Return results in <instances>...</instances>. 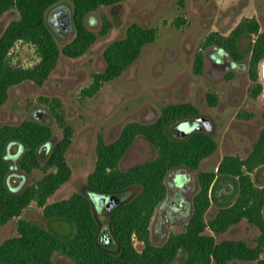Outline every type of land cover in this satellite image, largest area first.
I'll return each instance as SVG.
<instances>
[{
	"label": "trees",
	"instance_id": "16d2710c",
	"mask_svg": "<svg viewBox=\"0 0 264 264\" xmlns=\"http://www.w3.org/2000/svg\"><path fill=\"white\" fill-rule=\"evenodd\" d=\"M67 1L71 6L74 36L60 46L46 21V12L54 4ZM125 0H0V18L10 10H16L18 17L12 19L0 34V106L9 96L10 88L32 81L42 85L55 68L60 54L77 57L87 52L97 39L111 27L107 20L95 32L88 28L85 19L88 13L100 6H108ZM184 19L177 17L171 24L179 27ZM156 27H143L131 23L124 37L111 41L103 52L105 67L93 73L92 81L80 91L82 98L96 94L101 86L119 76L140 55L143 47L155 40ZM252 36L253 42L248 58V74L255 82L253 95L262 92L259 79V63L264 58V29L260 30L254 18H243L228 34H209L204 46L216 44L229 52L235 59L243 57L240 42L243 37ZM17 41L34 45L38 61L29 67L11 62L10 50ZM202 68V52L196 54L194 69ZM210 105H216L218 97L208 92ZM49 103L61 135L55 137L48 123L36 119H25L19 124L0 126V225L17 220V235L0 243V264H55L53 254L62 253L74 264H173L179 251L185 252L182 264H229L232 260L243 264H264V184H256L252 173L264 166V111L263 124L258 138L246 157L227 154L222 157L216 169L197 172L198 189L192 198V213L179 232H170L162 244L151 239L150 223L159 202L167 192L165 175L177 166L197 169L201 160L217 149V142L204 131L188 136L174 137L168 126L184 118L199 116L198 108L190 102L165 105L152 122L132 121L125 124L112 141L99 136L96 143L94 169L88 174L87 186L93 192H114L120 194L131 186L139 190L109 214L113 237L117 240L115 250H110L100 238V224L95 216L89 196L74 192L68 198L53 202L47 199L71 177V167L66 151L72 141V127L66 122L58 98H44ZM250 114H246L249 116ZM137 136L146 137L155 148L154 157L122 169L119 163ZM12 142L22 143L17 166L25 174L34 170L42 176L12 190L7 184L10 161L7 147ZM48 149L41 155L43 146ZM222 178L234 179L236 197L233 201L219 205L215 215L206 218L216 181ZM36 202L43 209L46 219L67 220L73 225V233L59 236L54 231L34 221L20 217L22 211ZM245 219L259 229L256 243L250 246L246 241L223 239L216 241V235ZM135 241L142 244L139 250ZM111 243V242H110Z\"/></svg>",
	"mask_w": 264,
	"mask_h": 264
},
{
	"label": "rangeland",
	"instance_id": "374dc122",
	"mask_svg": "<svg viewBox=\"0 0 264 264\" xmlns=\"http://www.w3.org/2000/svg\"><path fill=\"white\" fill-rule=\"evenodd\" d=\"M17 17L16 10L6 12L0 18V33ZM177 17L184 19L179 27L171 24ZM251 17L258 21L260 30H263L264 0H125L114 8L100 6L88 13V28L98 32L108 20L111 27L107 33L80 56L60 54L55 68L42 85L25 81L11 87L8 99L0 106V126L19 124L28 118L36 119L48 123L57 138L61 135V128L44 98H58L61 102L64 118L73 131L71 144L66 151L71 177L47 202L68 198L74 192L91 195L87 177L95 166L99 136L112 141L125 124L132 121L152 122L165 105L190 102L198 108L199 116L211 121L210 133L217 142V149L203 158L197 169L176 167L170 172L167 177L170 195L160 208L156 207L150 223L151 239L155 244H162L170 232L181 231L189 218L187 212L190 200L198 189L197 172L216 169L227 154L246 157L262 128V92L258 95L251 93L255 82L248 74L253 37L241 39V59H235L216 44L203 45L209 34L217 32L228 35L243 18ZM131 23L156 27L155 40L147 43L139 57L119 76L105 82L93 96L82 98L81 89L91 83L94 72L102 71L105 67L104 49L111 41L124 37ZM49 24L53 26L51 21ZM74 33L57 30L55 38L62 46L73 38ZM199 51L202 52V68L196 72L195 58ZM10 59L13 64L29 67L39 57L33 44L17 41L10 50ZM208 92L217 95L216 105H210ZM178 122H172L167 129L174 137H182L177 128ZM24 149V144L18 142H12L7 147L11 169L7 184L15 191L42 176V171L38 169L25 174L17 167ZM45 152L42 150L41 155ZM154 155L155 148L150 141L144 136H137L119 166L127 169ZM252 177L256 184H264V166L256 169ZM183 187V202H178L175 195ZM138 190V186L129 187L122 192L121 201L128 200ZM236 193L234 179H218L205 217H213L219 205L233 201ZM174 205L177 211L171 210ZM95 216L100 224V238L102 234L106 239L110 238L108 248L115 250L117 240L113 237L109 216L100 213H95ZM20 217L30 219L62 237L71 235L74 230L72 223L67 220L46 219L42 207L34 201L22 211ZM18 218L13 217L0 225V243L17 235ZM258 234L257 226L242 219L215 237L218 242L223 239H241L254 246ZM135 246L139 250L142 248L138 241H135ZM185 255L184 251H179L173 264H182ZM261 256L264 257V251ZM53 261L55 264H74L71 258L59 252L53 254ZM243 263L235 259L229 264Z\"/></svg>",
	"mask_w": 264,
	"mask_h": 264
},
{
	"label": "water",
	"instance_id": "95a60500",
	"mask_svg": "<svg viewBox=\"0 0 264 264\" xmlns=\"http://www.w3.org/2000/svg\"><path fill=\"white\" fill-rule=\"evenodd\" d=\"M63 29H66L64 27ZM259 78L263 87L262 91V99L264 100V58L260 61L259 66ZM177 128L179 130V134L184 137L188 136L196 131H204L210 133L212 130L211 121L203 116L197 117H189L180 120L177 124ZM92 204L94 206V210L96 213L109 215L112 211L120 204L121 196L118 193L114 192H93L89 196ZM111 239L103 238L102 243L105 245H109Z\"/></svg>",
	"mask_w": 264,
	"mask_h": 264
},
{
	"label": "flooded vegetation",
	"instance_id": "af4514ba",
	"mask_svg": "<svg viewBox=\"0 0 264 264\" xmlns=\"http://www.w3.org/2000/svg\"><path fill=\"white\" fill-rule=\"evenodd\" d=\"M121 2H118V3H115V4H112V5H108L110 8H114L116 7L117 5H119ZM46 21H47V24L49 26V28L51 29V31L53 32L54 36H55V32L57 30H62L63 32H66V33H70L72 31H75L74 30V26H73V23H72V18H71V6L70 4L67 5V1H60L54 5H52L46 12ZM49 21L52 22L53 26H51L49 24ZM85 22H86V19H85ZM64 27H66V29H63ZM4 30V29H3ZM2 30V31H3ZM1 34V33H0ZM48 146H49V143L44 145L43 146V150H47L48 149ZM18 167V166H17ZM177 167H186V166H177ZM176 168V167H174ZM170 169L167 174L165 175V183H166V186H167V192H166V196L164 197L163 200H161L159 202V204L157 205V208H160L161 205L168 199L169 195H170V188L167 184V177L168 175L170 174V172L174 169ZM188 168V167H186ZM190 169V168H189ZM11 170V169H10ZM178 176H179V173L177 174L176 176V182H177V179H178ZM196 183H197V176H196ZM184 187H185V184H184ZM184 187L182 190H178V192L176 193L175 197L176 199L178 200V202H183V197L181 196V192L184 191ZM197 188H198V183H197ZM196 193V192H195ZM194 193V194H195ZM194 196V195H193ZM192 196V198H193ZM192 198L190 200V203L188 205V214H189V217L192 213V209H193V203H192ZM172 211H177L176 210V206H172L171 208ZM189 219V218H188ZM105 238V235L102 234L101 236V241L102 239Z\"/></svg>",
	"mask_w": 264,
	"mask_h": 264
}]
</instances>
